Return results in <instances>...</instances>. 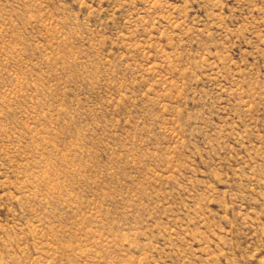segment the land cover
<instances>
[{"label":"rangeland","instance_id":"rangeland-1","mask_svg":"<svg viewBox=\"0 0 264 264\" xmlns=\"http://www.w3.org/2000/svg\"><path fill=\"white\" fill-rule=\"evenodd\" d=\"M0 264H264V0H0Z\"/></svg>","mask_w":264,"mask_h":264}]
</instances>
